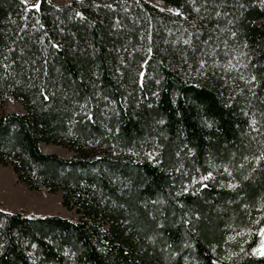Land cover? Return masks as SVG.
<instances>
[{
    "label": "trees",
    "instance_id": "1",
    "mask_svg": "<svg viewBox=\"0 0 264 264\" xmlns=\"http://www.w3.org/2000/svg\"><path fill=\"white\" fill-rule=\"evenodd\" d=\"M164 1L0 0V164L77 215L0 264H264V0Z\"/></svg>",
    "mask_w": 264,
    "mask_h": 264
},
{
    "label": "rangeland",
    "instance_id": "2",
    "mask_svg": "<svg viewBox=\"0 0 264 264\" xmlns=\"http://www.w3.org/2000/svg\"><path fill=\"white\" fill-rule=\"evenodd\" d=\"M31 1V0H26ZM39 0H35V5ZM55 4H64L72 0H51ZM152 5L171 11H177V7L166 3L164 0H145ZM22 104L15 99H6L0 104V116L9 112H23ZM43 152L58 154L62 157H70L73 152L58 144H39ZM0 208L24 215L59 216L76 220L77 215L73 209L63 204L62 191L49 192L46 189H30L24 183L17 180L16 175L9 165L0 164ZM264 232V228L261 233ZM260 233V234H261ZM264 249V235L261 234L260 243L256 253Z\"/></svg>",
    "mask_w": 264,
    "mask_h": 264
},
{
    "label": "snow or ice",
    "instance_id": "3",
    "mask_svg": "<svg viewBox=\"0 0 264 264\" xmlns=\"http://www.w3.org/2000/svg\"><path fill=\"white\" fill-rule=\"evenodd\" d=\"M36 7L38 8L39 7V5H36ZM253 79H255L254 77H253ZM47 98V97H46ZM252 124H253V126L256 124V121L255 120H253L252 121ZM203 179H205V180H207V179H209V177L208 176H206V177H203ZM262 235H264V232H262L261 233ZM259 254L260 255H264V249H262V250H259Z\"/></svg>",
    "mask_w": 264,
    "mask_h": 264
}]
</instances>
